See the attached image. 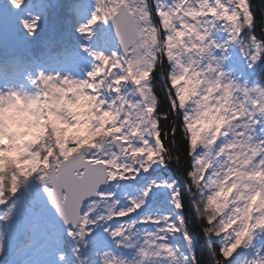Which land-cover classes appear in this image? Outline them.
Masks as SVG:
<instances>
[{"label": "snow or ice", "instance_id": "snow-or-ice-1", "mask_svg": "<svg viewBox=\"0 0 264 264\" xmlns=\"http://www.w3.org/2000/svg\"><path fill=\"white\" fill-rule=\"evenodd\" d=\"M0 264H264V10L0 0Z\"/></svg>", "mask_w": 264, "mask_h": 264}, {"label": "trees", "instance_id": "trees-1", "mask_svg": "<svg viewBox=\"0 0 264 264\" xmlns=\"http://www.w3.org/2000/svg\"><path fill=\"white\" fill-rule=\"evenodd\" d=\"M252 4L259 19L260 12L264 10V0H252Z\"/></svg>", "mask_w": 264, "mask_h": 264}]
</instances>
